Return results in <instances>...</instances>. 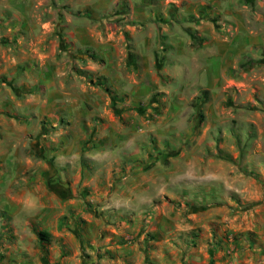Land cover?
Returning <instances> with one entry per match:
<instances>
[{
    "label": "crops",
    "instance_id": "1",
    "mask_svg": "<svg viewBox=\"0 0 264 264\" xmlns=\"http://www.w3.org/2000/svg\"><path fill=\"white\" fill-rule=\"evenodd\" d=\"M238 1L210 0L247 31L249 21L240 11L249 9L242 3L239 10L233 4ZM258 4L264 12V0ZM140 5L132 13L135 24L123 26L107 23L101 3L91 7L88 0H76L58 24L71 48L90 49L98 59L78 55L91 78L60 67L55 57L49 68L41 63L45 87L35 93V108L57 129L39 146L44 156L31 164L25 182L17 190L8 187L0 205L6 214L0 220L8 225L0 264H264V192L240 241L233 233L182 237L179 229L190 231L191 225L148 212L155 184L150 174L163 168L158 157L150 170L156 158L147 138L164 136L182 117L188 97L202 89L216 96L227 84L235 39L213 22L176 23L174 12V20L156 22L160 13L152 3ZM154 110L160 114L151 118ZM56 111L67 117L65 128ZM115 176L123 181L110 182ZM40 231L50 236L45 248Z\"/></svg>",
    "mask_w": 264,
    "mask_h": 264
},
{
    "label": "rangeland",
    "instance_id": "2",
    "mask_svg": "<svg viewBox=\"0 0 264 264\" xmlns=\"http://www.w3.org/2000/svg\"><path fill=\"white\" fill-rule=\"evenodd\" d=\"M88 1L91 7L101 3L109 24L134 25L133 10L150 1L160 13L156 22L174 20L173 15L178 14L176 23L213 22L218 32L235 39L227 84L216 89V96L215 91L202 89L198 96L188 97L182 117L168 127V132L147 138L156 158L150 170L159 164L158 157L163 168L150 174L155 184L148 195L152 197L148 212L171 216L186 228L191 225L190 231L177 230L182 237L190 233H233L240 241L249 232L257 198L264 192V12L259 9V0L233 2L239 10L242 3L249 9L240 11L244 22L249 21L247 31L239 29L223 11H217L210 0H167L164 5L160 0ZM74 3L76 0H0L2 206L8 199V187L20 188L25 182L22 178L33 169L31 164L44 156L39 153L44 138L49 140L57 129L48 115L42 116L35 108V93L45 87L41 63L46 61L49 68L55 57L60 67L67 65L78 75L85 72L77 59L87 48H71L66 32L59 28ZM54 42L58 43L55 56ZM204 91L208 92L207 99L202 95ZM201 96L203 99H199ZM55 114L60 116L59 127L65 128L67 117L60 111ZM159 114L154 110L149 116L156 118ZM171 156L181 160L173 162ZM49 160L53 161L51 157ZM117 180L122 182L123 177L115 176L110 182ZM143 182L141 179L139 185ZM6 222L0 220V255L4 256L1 238L7 235L3 231L8 227Z\"/></svg>",
    "mask_w": 264,
    "mask_h": 264
},
{
    "label": "trees",
    "instance_id": "3",
    "mask_svg": "<svg viewBox=\"0 0 264 264\" xmlns=\"http://www.w3.org/2000/svg\"><path fill=\"white\" fill-rule=\"evenodd\" d=\"M85 54H87L88 56H90L93 60H97L98 57L90 50V49H85ZM81 76H85L87 78H91L90 75L86 74V72H81L80 73ZM202 95H205L204 99H207V95H208V92L207 91H204L202 93ZM199 99H203V97L201 96ZM5 212H0V217L1 216H5ZM37 236L39 238V241L42 243V245L45 247H47L51 240H50V236L48 233L44 232V231H40V232H37Z\"/></svg>",
    "mask_w": 264,
    "mask_h": 264
}]
</instances>
